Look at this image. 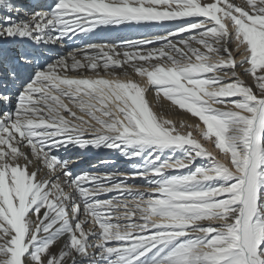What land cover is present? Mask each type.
Masks as SVG:
<instances>
[{
	"label": "snow or ice",
	"instance_id": "1",
	"mask_svg": "<svg viewBox=\"0 0 264 264\" xmlns=\"http://www.w3.org/2000/svg\"><path fill=\"white\" fill-rule=\"evenodd\" d=\"M0 264H264V0H0Z\"/></svg>",
	"mask_w": 264,
	"mask_h": 264
},
{
	"label": "bare ground",
	"instance_id": "2",
	"mask_svg": "<svg viewBox=\"0 0 264 264\" xmlns=\"http://www.w3.org/2000/svg\"><path fill=\"white\" fill-rule=\"evenodd\" d=\"M107 27H110L111 29H107L106 27H104V28H106L107 30H105L104 28H103V30L97 29L95 31V34H96L95 37L96 38L94 40H91V41L92 42L105 43V42H101V41H106L105 39L103 40L105 35H109L110 36L111 31H108V30H114V31H116V32H118L120 34V37H123L128 32L127 29H131L134 26H125V27H123V26H107ZM124 28H127V29L125 30ZM147 30H149V32H150V31H155L156 29L145 28L143 31H147ZM76 39H79V37H77ZM81 39H83V37H81ZM139 39H141V38H139ZM53 47L55 49V51L53 53L54 55L55 54L67 55L68 52L73 50V49H68L66 47L61 48L60 46H53ZM169 118H173V119H177V120L184 119L188 123H195L194 119H192L189 116L184 115L182 113H178L177 115L169 117ZM194 135H196L195 132H194ZM206 146L208 147L209 151H214L212 145L209 144V145H206ZM214 154L218 155V153H215V152H214ZM76 156L77 157H73V159L74 160L76 159L75 161L77 162L78 167L80 169H85V170H88L89 169L88 166L90 165L89 161H87V160L91 159V157L92 158H100L101 157L100 159H98L94 163L97 166L96 170H99L101 173H108V172H111V171H113V172H117V171L123 172L124 168H128L127 172H132L133 169L131 168V165H132V163L136 162L135 160H133V161L127 160L126 158L120 156L118 152H115V151L109 150V149H103V148L99 149V150L92 149V150L88 151V153H86L84 155H76ZM83 156L85 158H87V159L84 160L82 163H81V160L77 161V159L84 158ZM100 160H108V161H110V163L107 164V165L100 164L99 163ZM118 160H123V161L119 162ZM112 161H114V163H112ZM198 163H200V161ZM90 167H91V165H90ZM174 171H185V170H174ZM136 178H139V177H136ZM136 178L129 179V181H133V179L136 180Z\"/></svg>",
	"mask_w": 264,
	"mask_h": 264
},
{
	"label": "rangeland",
	"instance_id": "3",
	"mask_svg": "<svg viewBox=\"0 0 264 264\" xmlns=\"http://www.w3.org/2000/svg\"><path fill=\"white\" fill-rule=\"evenodd\" d=\"M81 38V37H80ZM120 40V39H119ZM66 43H68V44H66ZM105 43H108V42H105ZM64 46H67L66 48H68V49H75V48H80V47H83V45H82V41H80V40H75V39H73L72 38V40H66V42H65V45ZM64 48V47H63ZM198 138V137H197ZM76 155H79V153H76V154H73V157H77ZM72 157V158H73ZM101 158V157H100ZM100 158H98V159H100ZM76 160V159H75ZM199 162V161H198ZM197 162V163H198ZM90 164V163H89ZM199 164V163H198ZM90 167V165L88 166V168ZM90 169V168H89ZM125 169V170H124ZM123 169V172H126V173H131V172H127V169L128 168H124ZM133 178H136V177H133ZM129 179H132V178H129ZM129 179H128V183L130 184V185H132L133 187H134V190H135V188L138 186L139 188H140V190L141 191H143V190H145V187H146V185H145V182L141 179V178H136V180H134L133 179V181H129ZM115 195H117L116 193H110V194H108V197L107 198H111L112 196H115ZM128 199H131L130 197L128 198Z\"/></svg>",
	"mask_w": 264,
	"mask_h": 264
}]
</instances>
